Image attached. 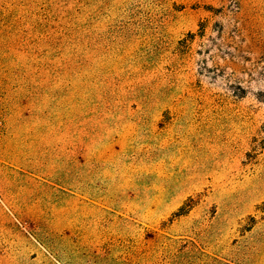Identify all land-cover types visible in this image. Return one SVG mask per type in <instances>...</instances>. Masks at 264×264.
I'll list each match as a JSON object with an SVG mask.
<instances>
[{
  "label": "rangeland",
  "instance_id": "1",
  "mask_svg": "<svg viewBox=\"0 0 264 264\" xmlns=\"http://www.w3.org/2000/svg\"><path fill=\"white\" fill-rule=\"evenodd\" d=\"M0 264H264V0H0Z\"/></svg>",
  "mask_w": 264,
  "mask_h": 264
}]
</instances>
